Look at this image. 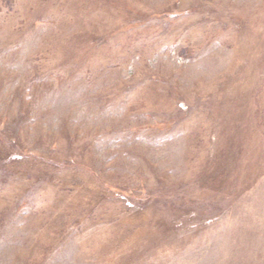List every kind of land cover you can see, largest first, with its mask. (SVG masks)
Returning a JSON list of instances; mask_svg holds the SVG:
<instances>
[{"label": "rangeland", "instance_id": "1", "mask_svg": "<svg viewBox=\"0 0 264 264\" xmlns=\"http://www.w3.org/2000/svg\"><path fill=\"white\" fill-rule=\"evenodd\" d=\"M0 264H264V0H0Z\"/></svg>", "mask_w": 264, "mask_h": 264}]
</instances>
